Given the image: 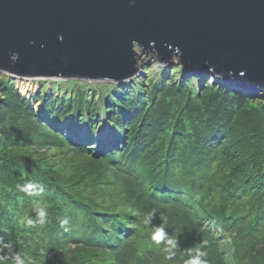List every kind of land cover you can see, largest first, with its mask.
<instances>
[{"label":"trees","instance_id":"1","mask_svg":"<svg viewBox=\"0 0 264 264\" xmlns=\"http://www.w3.org/2000/svg\"><path fill=\"white\" fill-rule=\"evenodd\" d=\"M148 63L32 98L0 76V264H264V99Z\"/></svg>","mask_w":264,"mask_h":264},{"label":"water","instance_id":"2","mask_svg":"<svg viewBox=\"0 0 264 264\" xmlns=\"http://www.w3.org/2000/svg\"><path fill=\"white\" fill-rule=\"evenodd\" d=\"M154 58L264 90V0H0V72L123 84Z\"/></svg>","mask_w":264,"mask_h":264},{"label":"rangeland","instance_id":"3","mask_svg":"<svg viewBox=\"0 0 264 264\" xmlns=\"http://www.w3.org/2000/svg\"><path fill=\"white\" fill-rule=\"evenodd\" d=\"M151 58H146L144 57L142 60L139 61V67H140V70H139V74L137 77H135L136 79L138 78H142L144 81L147 79V64L150 65V63H148V61L150 60ZM156 62V60H154ZM147 62V64H146ZM157 63V62H156ZM158 64V63H157ZM173 66H180L179 65V61L178 59L175 57L174 61H173ZM170 67V69L173 68ZM182 69V68H181ZM184 70V69H183ZM185 73H188V79L189 78H192V77H202V81H198L196 84L197 86H199V84L201 86L205 85V83H207L208 81L211 82V77H212V83L215 84V79L214 78H218L217 75H212V73L209 75L208 77V73H202V72H196L194 70H190V72H186V70H184ZM1 75H5L7 77H9L10 80H13L14 81V85L15 87L18 89V91L20 92L19 88H18V85L24 81H26L30 87H31V90L30 92H28L27 95H24V94H20L21 95H24L26 96L27 98H32V96L39 92L41 89H42V82H45L46 80H36V79H31V78H27V79H24V78H19V77H15V76H12L10 74H6V73H1L0 72V76ZM179 75V74H178ZM134 78V79H135ZM177 80L180 81V75L177 76ZM221 80V79H220ZM52 81H55L57 83H63V81H58V80H50V82ZM77 83H74L75 84V88L76 87H80L82 82L83 81H77ZM218 82V81H217ZM225 84L223 81L221 82H218L219 85L221 84ZM93 84V83H92ZM126 85L127 83H123L121 85ZM93 85H97V84H93ZM227 85V84H225ZM229 87V89H234L232 87V85H227ZM64 89V88H63ZM262 91L264 90H256L255 93H248V95H250L251 97H253V99H256V98H260V99H264V93H261ZM242 93V92H241ZM30 96V97H29ZM95 98L96 100L99 98V94H97V96L95 95ZM33 106H34V109L36 111L40 110V102L39 101H33ZM64 132L67 134V136H72V138L74 139L75 143L78 144V142H80L81 140H84L87 138V135H88V132H89V129L86 128V126H81L79 129H66L64 130ZM95 137L99 140V142L97 143L96 145V148L99 149V147H102L104 145V147L106 146H112L113 144H115V138H114V130L112 128H109L108 126L106 125H103V126H100L98 128L95 129ZM106 138V140L104 139ZM105 140V141H104ZM91 144H94V142H92ZM102 147V148H104Z\"/></svg>","mask_w":264,"mask_h":264},{"label":"clouds","instance_id":"4","mask_svg":"<svg viewBox=\"0 0 264 264\" xmlns=\"http://www.w3.org/2000/svg\"><path fill=\"white\" fill-rule=\"evenodd\" d=\"M39 216L42 218L40 222L41 223H44L43 217L45 216V212L44 211H41L39 213ZM29 223H31V221H29ZM199 255L200 256H203L205 254L203 252H199ZM186 264H206V261H201V260L198 259V260H195V261H188V262H186Z\"/></svg>","mask_w":264,"mask_h":264},{"label":"bare ground","instance_id":"5","mask_svg":"<svg viewBox=\"0 0 264 264\" xmlns=\"http://www.w3.org/2000/svg\"><path fill=\"white\" fill-rule=\"evenodd\" d=\"M18 88H19L21 94H24V95H27L28 92H30V90H31L30 85L26 81L20 83L18 85Z\"/></svg>","mask_w":264,"mask_h":264},{"label":"snow or ice","instance_id":"6","mask_svg":"<svg viewBox=\"0 0 264 264\" xmlns=\"http://www.w3.org/2000/svg\"><path fill=\"white\" fill-rule=\"evenodd\" d=\"M157 238H159V237H157Z\"/></svg>","mask_w":264,"mask_h":264}]
</instances>
